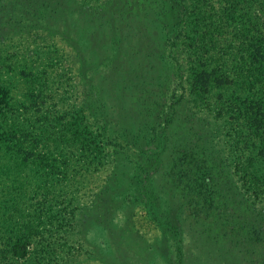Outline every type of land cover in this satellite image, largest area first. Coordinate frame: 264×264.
<instances>
[{
    "label": "rangeland",
    "instance_id": "1",
    "mask_svg": "<svg viewBox=\"0 0 264 264\" xmlns=\"http://www.w3.org/2000/svg\"><path fill=\"white\" fill-rule=\"evenodd\" d=\"M186 4L9 0L1 5L0 41L11 44L12 52L37 35L53 33V42L70 56L72 71L86 67L81 79L76 77L81 96L95 95L92 87L98 86L109 126L110 142L99 163L78 171L72 185H54L62 197L56 203L75 213L74 229L66 241L67 262L55 255L42 264H178L177 248L180 264H264V199L247 193L223 144L207 139L205 121L186 106L179 73L183 53L173 26ZM117 73L130 81L125 93L113 88ZM43 96L42 107H49L53 101ZM128 123L134 130L123 131V137L122 125ZM81 125L93 128L89 118ZM23 170L20 176L30 177L29 168ZM41 186L38 182L44 191ZM31 187L24 190L31 193ZM40 245L32 246L35 260Z\"/></svg>",
    "mask_w": 264,
    "mask_h": 264
},
{
    "label": "trees",
    "instance_id": "2",
    "mask_svg": "<svg viewBox=\"0 0 264 264\" xmlns=\"http://www.w3.org/2000/svg\"><path fill=\"white\" fill-rule=\"evenodd\" d=\"M8 3L0 0V8ZM174 22L189 112L206 122L202 126L211 131L205 134L208 140L223 144L247 193L264 199V0H187ZM52 36L37 35L12 52L11 44L0 41V264H42L45 256L49 263L48 257L55 255L67 262L66 241L74 229L75 213L56 203L62 197L54 185H72L78 171L99 163L110 142L98 86L92 87L95 95L81 96L76 77L86 67L81 64L84 70L74 73L70 56ZM147 75L144 80H151ZM116 76L113 88L125 93L129 79ZM43 94L53 101L49 107H42ZM86 118L92 121L91 130L81 125ZM133 127L123 124L122 136L123 131L132 134ZM27 167L30 177L24 179L19 172ZM42 168L46 171L41 173ZM27 185L32 186L31 193L24 190ZM37 198L42 201L29 203ZM47 201L51 203L46 206ZM148 212L157 221L153 209ZM37 225H43L41 231ZM36 241L41 243V254L35 260ZM44 246H52L57 254ZM176 252L180 264L181 251Z\"/></svg>",
    "mask_w": 264,
    "mask_h": 264
}]
</instances>
